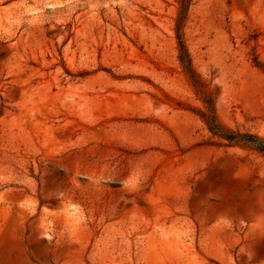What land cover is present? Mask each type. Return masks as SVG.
<instances>
[{"label":"rangeland","instance_id":"1","mask_svg":"<svg viewBox=\"0 0 264 264\" xmlns=\"http://www.w3.org/2000/svg\"><path fill=\"white\" fill-rule=\"evenodd\" d=\"M178 0H0V264H264V159L224 147L177 60ZM219 123L264 139V0H191Z\"/></svg>","mask_w":264,"mask_h":264},{"label":"trees","instance_id":"2","mask_svg":"<svg viewBox=\"0 0 264 264\" xmlns=\"http://www.w3.org/2000/svg\"><path fill=\"white\" fill-rule=\"evenodd\" d=\"M191 0H178V15L175 20V40L177 44V60L194 93L200 97L204 110L192 111L203 122L212 137L221 141L224 147H236L255 152L264 159V139L248 132L231 131L217 120L212 98L202 81L196 75L183 40V27Z\"/></svg>","mask_w":264,"mask_h":264}]
</instances>
